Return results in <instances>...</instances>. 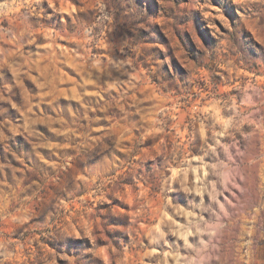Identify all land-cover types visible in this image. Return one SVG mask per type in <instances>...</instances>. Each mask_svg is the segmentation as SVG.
<instances>
[{
    "label": "rangeland",
    "instance_id": "374dc122",
    "mask_svg": "<svg viewBox=\"0 0 264 264\" xmlns=\"http://www.w3.org/2000/svg\"><path fill=\"white\" fill-rule=\"evenodd\" d=\"M0 264H264V0H0Z\"/></svg>",
    "mask_w": 264,
    "mask_h": 264
}]
</instances>
